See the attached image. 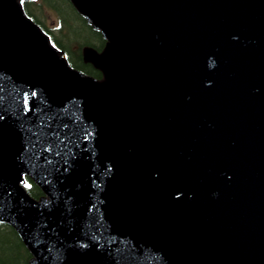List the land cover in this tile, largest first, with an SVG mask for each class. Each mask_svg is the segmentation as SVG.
Returning a JSON list of instances; mask_svg holds the SVG:
<instances>
[{
    "label": "water",
    "instance_id": "95a60500",
    "mask_svg": "<svg viewBox=\"0 0 264 264\" xmlns=\"http://www.w3.org/2000/svg\"><path fill=\"white\" fill-rule=\"evenodd\" d=\"M72 1L103 84L0 0V221L34 264H264V0Z\"/></svg>",
    "mask_w": 264,
    "mask_h": 264
},
{
    "label": "trees",
    "instance_id": "16d2710c",
    "mask_svg": "<svg viewBox=\"0 0 264 264\" xmlns=\"http://www.w3.org/2000/svg\"><path fill=\"white\" fill-rule=\"evenodd\" d=\"M24 13L47 34L58 54L83 75L95 80L102 78L99 69L83 57L88 49L101 51L106 41L77 11L70 0H20ZM24 186L35 199L44 194L30 177ZM33 256L18 233L9 224L0 222V264H31Z\"/></svg>",
    "mask_w": 264,
    "mask_h": 264
}]
</instances>
